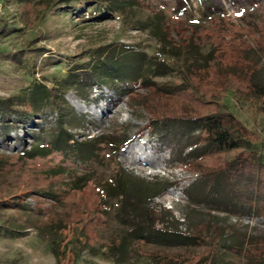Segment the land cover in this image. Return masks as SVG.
Segmentation results:
<instances>
[{
  "label": "rangeland",
  "instance_id": "374dc122",
  "mask_svg": "<svg viewBox=\"0 0 264 264\" xmlns=\"http://www.w3.org/2000/svg\"><path fill=\"white\" fill-rule=\"evenodd\" d=\"M143 1L147 8L142 10L93 18L84 12L89 6L86 3L68 9H45L35 6L34 0H0V97L20 93L21 98L28 102L42 98L43 94L34 88V81L50 84L58 77L66 76L70 70L85 65L99 47L98 52L114 47H132L138 53L145 49L153 53L156 39L147 29L133 26L137 18L146 17L150 8L165 11L171 22L168 32L176 41L181 38L176 29L175 13L189 22L199 21L209 26L207 16L199 14L197 4H191L189 0ZM205 5L209 6L206 11L222 12L237 25L240 48L253 63L254 81L264 92V0H206ZM115 51L119 52V49ZM124 59L130 60V54ZM156 78H176V75L172 72ZM73 87V84L69 86L63 96L79 117L70 131L77 136L101 137L102 141L94 145L96 158L85 163L67 161L59 151H52L48 155L28 159L30 168L24 175L30 180L32 176L31 181L37 182L41 181V168L57 167L63 169L66 176L81 177V186L75 191L62 190L57 195L59 200L49 197L38 203L36 196H25V202L32 208L40 204L48 212L52 209L59 217L66 218L69 226L62 232L63 238L70 237L72 233L82 234V240L89 249L98 241L126 234L135 224L130 217L132 213L123 207L117 192L125 189L134 193L139 190V185L153 184V190L147 191L146 207L159 213L154 217L159 215L161 219L168 220L157 225L173 222L181 231L198 234L197 226L201 223L199 233L207 234L208 239L217 236L220 243L236 244L241 249L245 245L264 246V215H255L253 208L228 197L214 177L199 173L192 167L198 154L206 149L205 143L199 141L201 126L176 118L172 108V118L158 119L156 125L151 123L152 116L144 101L159 108L162 102L171 106L177 98L162 101L152 96L147 87H138L128 81L112 85L113 89L100 81L86 90ZM218 102L221 110L235 114L244 125L252 143L247 152L253 151L264 158V102L257 94H243L235 88H229ZM218 105L212 106L219 108ZM34 107L36 110L32 114L21 117L0 109V156L14 155L34 143H48L57 117L56 110L45 99ZM132 144L141 145L143 150L139 152L137 146L128 150ZM155 160L160 164L150 165ZM87 178L92 180L95 188L83 186ZM101 195L106 205L104 216L98 220L97 204ZM53 202H56L54 206ZM12 211L11 208L6 210ZM85 212L88 214L83 222L81 216ZM38 216L42 217L40 221L50 220L49 214ZM170 242L179 251L187 248L200 250L194 238L184 243L175 239ZM155 246L157 243L153 242L147 245L148 249ZM257 253L260 260L264 250ZM225 258L235 264H244L246 259L231 253H227ZM0 264H55V257L46 240H41L35 228L30 226L18 236L0 232ZM74 264L114 262L107 255L106 248L101 247L98 251L84 248ZM120 264L152 263L146 258H138Z\"/></svg>",
  "mask_w": 264,
  "mask_h": 264
},
{
  "label": "trees",
  "instance_id": "16d2710c",
  "mask_svg": "<svg viewBox=\"0 0 264 264\" xmlns=\"http://www.w3.org/2000/svg\"><path fill=\"white\" fill-rule=\"evenodd\" d=\"M189 1L191 4H197V7H194L199 14L207 16L208 27L199 21L189 22L175 13L176 29L181 38L176 41L168 32L171 22L165 11L150 8L146 17L137 18L133 26L147 29L156 39L157 45L153 53H148L146 49L138 53V50L132 47H114L109 51L98 52L99 47L95 49L97 53L91 55L85 65L70 70L66 76L58 77L50 84L34 81L35 90L53 105L57 117L48 143H34L14 155L0 156L1 233L18 236L33 226L39 238L46 240L55 257V264H74L84 248L98 251L101 247L106 248L107 255L112 258L114 264L129 263L138 258H146L152 264H235L225 258L227 253L245 257L244 264H264V256L258 260L257 252L264 250V246L260 244L253 247L245 245V248L241 249L236 244L220 243L217 236L208 239L207 234L199 233L201 223L197 226L198 234L181 231L173 222L164 226L157 225L158 222L168 220L161 219L159 215L154 217L159 213L146 207L147 191L153 190V184L139 185V190L134 193L125 189L117 192L123 207H127V211L132 213L130 217L135 225L126 234L108 237L107 241H98L89 249L82 240V234L72 233L70 237L63 238L62 232L69 226L66 218L59 217L60 215L52 209L48 212L40 204L37 208H32L25 202V196H36L38 203L49 197L59 200L57 195L61 194L62 190L75 191L82 182L79 181L81 177L66 176L63 169L57 167L41 168V181L32 182V176L31 180L27 176L24 177L30 168L27 165L28 159L45 156L52 151H59L67 161L79 160L85 163L96 158L94 145L102 141L101 137L86 134L77 136L70 131L76 126L74 122L76 123L79 117L63 97L69 86L73 84L76 90H86L94 82L100 81L101 84L112 88L116 83L128 81L138 87H147L152 96L162 101L177 98L171 102V106L162 102L159 108L144 101L152 116L151 123L156 125L158 119H169L175 115L176 118L200 125L202 130L199 141L205 143L206 149L193 161L194 170L214 177L228 197L253 208L255 215H264V158L253 151L247 152L246 149L252 143L246 135L244 125L235 114L221 110L218 105V99L229 88H235V91L243 94H257L261 102H264V92L254 81L253 63L240 48L237 25L222 12L206 11L209 8L205 5L206 0ZM82 3L89 4L84 12L93 18L106 17L107 14L133 13L135 9L147 8L143 0H34L33 4L45 9H68ZM118 49L119 52L115 51ZM129 54L131 59L125 61L124 57ZM172 72L176 78H156ZM42 98L30 99L29 102L33 105L29 106V102L24 101L20 93L0 97V109L16 117L29 115L36 110L35 105L41 104ZM213 104H217L219 108H214ZM171 108L174 115L170 114ZM85 180L84 187L95 188L90 178ZM97 191L96 189L98 195ZM98 202L96 219L99 217V220L104 216L103 208L106 205L102 195ZM55 204L56 202H53V206ZM8 208L13 211L6 212ZM43 213L49 214V221H40L42 217L39 218L38 214L41 216ZM87 214H82L83 222L87 219ZM91 219L93 221V218ZM189 238L196 240L200 250L187 248L179 251L172 247L173 242H170L175 239L184 243L188 242ZM240 241L244 242L243 239ZM150 242L157 243V246L148 249ZM165 244L168 246H162Z\"/></svg>",
  "mask_w": 264,
  "mask_h": 264
},
{
  "label": "bare ground",
  "instance_id": "6f19581e",
  "mask_svg": "<svg viewBox=\"0 0 264 264\" xmlns=\"http://www.w3.org/2000/svg\"><path fill=\"white\" fill-rule=\"evenodd\" d=\"M132 146H137V150L139 151V152H141L142 150H143V147L141 146V145H137V144H132L129 148H128V150H131V149H133V147ZM158 164H160L159 163V161H157V160H155L153 163H150V165H152V166H157Z\"/></svg>",
  "mask_w": 264,
  "mask_h": 264
}]
</instances>
